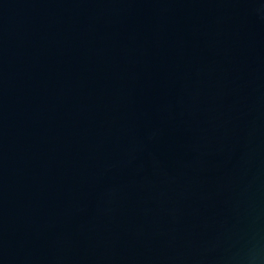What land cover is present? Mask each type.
Returning <instances> with one entry per match:
<instances>
[{
	"label": "water",
	"instance_id": "obj_1",
	"mask_svg": "<svg viewBox=\"0 0 264 264\" xmlns=\"http://www.w3.org/2000/svg\"><path fill=\"white\" fill-rule=\"evenodd\" d=\"M0 264H264V0H0Z\"/></svg>",
	"mask_w": 264,
	"mask_h": 264
}]
</instances>
